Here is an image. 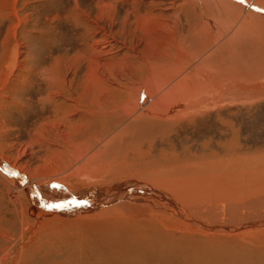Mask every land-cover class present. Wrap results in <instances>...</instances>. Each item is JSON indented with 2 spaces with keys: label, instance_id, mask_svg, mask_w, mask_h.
<instances>
[{
  "label": "rangeland",
  "instance_id": "1",
  "mask_svg": "<svg viewBox=\"0 0 264 264\" xmlns=\"http://www.w3.org/2000/svg\"><path fill=\"white\" fill-rule=\"evenodd\" d=\"M227 2L0 0V160L26 178L0 168V264H264V225L209 231L129 210L70 219L31 192L90 201L106 192L86 200L82 188L133 179L145 191L176 166L263 167L264 3ZM226 202L199 215L263 223V200Z\"/></svg>",
  "mask_w": 264,
  "mask_h": 264
},
{
  "label": "bare ground",
  "instance_id": "2",
  "mask_svg": "<svg viewBox=\"0 0 264 264\" xmlns=\"http://www.w3.org/2000/svg\"><path fill=\"white\" fill-rule=\"evenodd\" d=\"M220 1L222 2L223 0H220ZM229 1H230L229 4L237 5L239 7H249L250 2L257 3V4H259L260 2L264 3V0H228V2ZM252 8H253V5H252ZM252 8L250 7V9ZM250 9L248 11H250V14H251L252 12ZM205 48L206 47H203L202 52H204ZM178 66L179 65H177V68ZM145 84L150 89V85L152 84L148 82V79L146 80ZM213 89H216V88H213ZM169 90L168 92H170ZM152 94H153L152 96L156 97V92H152ZM183 94H185V92ZM163 95L161 96L162 98H163ZM160 99L161 98H158L159 101ZM177 100L179 99L177 98ZM199 104H193L191 102H187L183 105V107L185 106L187 108H193ZM0 168L4 170L5 172H9L10 174L11 173H14L15 175L18 174L17 176H19L20 179H22L23 181H26V178L23 177L24 176L23 174L22 176L21 173L15 172L13 170L14 168L10 169L8 165L5 164V162L2 160H0ZM199 168L201 167L197 165L196 166L186 165L183 167L176 166V168L165 170V172L162 173L161 175L159 174L154 175L151 181L146 179V181H149V183H147L146 181L143 182L142 186L145 189H147L145 191L138 190V189H130L131 186L139 182V181L133 180L132 178H131L132 180H127L125 183H111L110 182L109 185L103 184V187L101 186L102 188L100 186L84 187L81 189L80 193H81V196L86 200L89 198V196L96 194L99 190H103V192H106V193H104L102 197H97L96 200H90V201L87 200L86 204L76 203V202H81V201L67 199L62 202V203L68 202L66 203V206L59 207V208L57 207L58 208L57 211L59 212L58 216L63 217L61 213H65L66 215H70V219L78 218V217L85 219L87 217H94L95 215H100L101 213H107L108 211L117 212V211L129 210V211H134V212L137 211L138 213H141V215L146 216V217L149 215L151 216L150 213L152 212H159L160 215H164V214L176 215L182 218L184 221H186L187 223L183 221V223L186 225H192V227L194 226L198 229H203V230L205 229L209 231L221 230V229H224V230L230 229V230L236 231L238 229L244 228L245 226L246 228L247 227L251 228V227H256L258 225H264V220H263V223L259 222L258 220L256 221L254 220L251 222H246V224L244 225L242 224L241 226L231 225V224L229 226H226L227 224L225 223H219V222L214 223L213 222L214 220L210 222L206 218H203L205 215L204 216L201 214L199 215L200 211H202L201 213H203L207 209L206 202H210L211 199H214L215 202L216 201H225V202L228 201V202H234L237 204L243 203L244 201L248 202L249 200H253V202L256 204L261 203L262 200L264 201V166L263 167H260V165L250 166L247 164L243 166L242 164V167L239 166L237 169L235 166V168L234 167L229 168L228 170H226V172H220L218 170L219 172L217 173H208L206 171L200 170ZM52 175L53 174L44 175L43 177H48V176L52 177ZM31 188H32V191H31L32 195L35 199L34 201H36V203H39V205L42 204L45 206L46 204L47 205L52 204L51 201L58 199L57 195L60 194V192L65 191V188L63 186L60 187V186H54V185L48 186L46 187V189L45 187H43L44 188L43 189L41 186H36V187L31 186ZM150 195L152 196L150 197ZM220 204L221 205L218 206V209H219L218 212L225 211L226 206L224 205V202L222 203L220 202ZM237 210H238V207H237ZM232 212L230 215H232ZM216 214L217 213H214V215ZM242 214H243V211H242ZM216 218H219V217H216Z\"/></svg>",
  "mask_w": 264,
  "mask_h": 264
},
{
  "label": "snow or ice",
  "instance_id": "3",
  "mask_svg": "<svg viewBox=\"0 0 264 264\" xmlns=\"http://www.w3.org/2000/svg\"><path fill=\"white\" fill-rule=\"evenodd\" d=\"M66 203L68 202H64V203H61V204H48L46 205V207H49V208H56V207H64L66 206ZM76 203H87L86 201H81V202H76Z\"/></svg>",
  "mask_w": 264,
  "mask_h": 264
},
{
  "label": "crops",
  "instance_id": "4",
  "mask_svg": "<svg viewBox=\"0 0 264 264\" xmlns=\"http://www.w3.org/2000/svg\"><path fill=\"white\" fill-rule=\"evenodd\" d=\"M226 9H228V8H226Z\"/></svg>",
  "mask_w": 264,
  "mask_h": 264
}]
</instances>
